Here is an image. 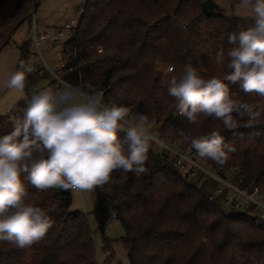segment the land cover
<instances>
[{
	"label": "trees",
	"instance_id": "trees-1",
	"mask_svg": "<svg viewBox=\"0 0 264 264\" xmlns=\"http://www.w3.org/2000/svg\"><path fill=\"white\" fill-rule=\"evenodd\" d=\"M203 1L85 0L79 25L68 44L78 50L76 67L65 77L72 85L88 82L106 89L107 97L131 109L130 115H146L148 126L152 125L159 137L190 152L221 178L250 192L256 187L264 192V113L256 127L240 128L234 135L220 120L203 114L198 124L188 123L166 91L171 66L179 73L191 64L205 79H223L230 71L227 58L218 64L216 53L221 48L227 53L231 47L229 33L253 23L250 17L228 16L220 11L207 15ZM32 3L0 0V51L13 43L12 36L20 25L31 21L25 17ZM19 46L21 60L27 59L28 42ZM32 74L27 77L26 88L43 79ZM229 87L234 98L264 107V98L257 94H246L239 85ZM27 99L10 113L0 115V136L12 130V117L22 118ZM211 131H219L225 145L236 148L223 168L201 159L185 139ZM119 135L123 139L124 133ZM146 166L148 173L140 177L117 170L103 186L102 201L125 229L122 242L130 264H264V221L246 215L254 205L227 211L223 200L230 192L228 187L210 199L223 184L212 177L204 180L203 175L179 170L154 140ZM234 167L239 175L235 176ZM22 180L26 202L42 207L53 220V227L43 240L27 248L0 241V264H102L96 259L88 215L71 210V190L39 191L25 177ZM104 250L110 252L109 240L104 241Z\"/></svg>",
	"mask_w": 264,
	"mask_h": 264
},
{
	"label": "clouds",
	"instance_id": "clouds-1",
	"mask_svg": "<svg viewBox=\"0 0 264 264\" xmlns=\"http://www.w3.org/2000/svg\"><path fill=\"white\" fill-rule=\"evenodd\" d=\"M252 25L228 34L231 47L216 53V62L227 58L223 79H205L191 64L166 82L167 94L190 124H198L201 114L220 120L226 130L238 134L240 128L256 127L264 107L234 98L229 85H239L246 94L264 98V0H240ZM31 65L19 61L5 86L23 91ZM131 109L105 103L102 89L91 83L60 88H44L26 100L21 117H12V130L0 136V241L27 248L43 240L53 227L50 215L26 202L22 176L37 190L92 191L107 184L117 171L137 177L147 174L150 142L148 117L129 120ZM123 132L121 139L119 133ZM180 134L184 136L181 130ZM242 135V133H239ZM259 134V133H257ZM190 140L201 159L223 168L235 146L225 145L219 131ZM186 159V157H184Z\"/></svg>",
	"mask_w": 264,
	"mask_h": 264
},
{
	"label": "rangeland",
	"instance_id": "rangeland-1",
	"mask_svg": "<svg viewBox=\"0 0 264 264\" xmlns=\"http://www.w3.org/2000/svg\"><path fill=\"white\" fill-rule=\"evenodd\" d=\"M214 11H220L228 16L250 17L249 13L241 9L239 4H232L227 0H212ZM85 0H38L35 17L38 25V32H48L55 34L59 28L63 27L69 20L79 18L83 12ZM29 20L24 22L14 32L13 43L5 46L0 51V115H6L15 107L17 103L38 91L47 87L45 81L25 87L23 91L8 89L5 84L9 75L16 70L22 58V50L18 43L27 41V32L30 30ZM17 43V44H16ZM57 43L50 40L41 43V54L47 62L51 63L54 69L59 68L56 51ZM33 49L26 54L27 59H23L33 68L43 63L41 55L34 44H28L27 48ZM28 55V56H27ZM31 73V74H32ZM30 75V74H28ZM39 77V74H32ZM151 134L158 136L156 129L152 125L148 126ZM73 203L71 210L80 211L88 215L89 224L94 231L96 244V259L102 264H130L127 252L122 242L126 232L122 222L117 218H110L111 210L102 201L103 187L92 191H72ZM106 214L108 215L106 218ZM110 241V252L104 250V241Z\"/></svg>",
	"mask_w": 264,
	"mask_h": 264
},
{
	"label": "built area",
	"instance_id": "built-area-1",
	"mask_svg": "<svg viewBox=\"0 0 264 264\" xmlns=\"http://www.w3.org/2000/svg\"><path fill=\"white\" fill-rule=\"evenodd\" d=\"M33 14L30 17V30L27 32V41L29 46L34 44L38 49L41 58L42 65L37 64L34 66L35 72L39 74L45 81L47 87L50 88H60L65 83H70L66 79L65 75L69 72L75 70V61L78 56V50L76 48L72 49L68 46L69 40H71L75 34L76 28L79 25L80 17L76 19L69 20L65 25L58 29L55 34L48 32H38V25L35 17L36 5L38 0H32ZM84 10V9H83ZM50 40L57 43V59L59 61V68L54 69L51 63L47 62L45 57L41 54V43L43 41ZM17 44V43H16ZM20 45V43H18ZM101 50L102 47H99ZM33 51V49H30ZM169 69V67H168ZM34 73V74H36ZM71 84V83H70ZM104 92V100L109 106L111 104L118 103L112 101L110 97L106 96V89H102ZM132 115H129V120L132 119ZM151 134V133H150ZM153 135V134H151ZM156 139L154 140L161 150H165L169 153L170 157L174 160L176 167L181 171L189 170L193 176L203 175V179H208L209 177L215 178L220 181L223 186L217 189L216 193L211 195L210 199H214L223 193L224 187H228L230 192L227 197L223 200V206L227 211L233 210H245L248 204L254 205V210L247 209L246 215L250 219L260 218L264 221V192L259 188H255L254 191L250 192L246 189H242L238 184L233 183L231 180L221 178L216 172L211 170L206 164H203L193 158L192 154L188 151H183L178 145L171 141H166L163 138L153 135ZM186 157V159L184 158ZM235 171V176L239 175V169L233 168ZM242 181V177L239 179ZM110 218H116V214H111Z\"/></svg>",
	"mask_w": 264,
	"mask_h": 264
},
{
	"label": "water",
	"instance_id": "water-1",
	"mask_svg": "<svg viewBox=\"0 0 264 264\" xmlns=\"http://www.w3.org/2000/svg\"><path fill=\"white\" fill-rule=\"evenodd\" d=\"M201 5H202V8H203V11L205 12V14L211 15L214 13V10H215L214 6L215 5H214L212 0H204ZM32 14H33V8L31 7V9L28 11L25 19L30 18L32 16ZM25 19L22 20V23L25 21Z\"/></svg>",
	"mask_w": 264,
	"mask_h": 264
}]
</instances>
